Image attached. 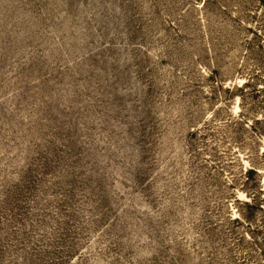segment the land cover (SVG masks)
I'll use <instances>...</instances> for the list:
<instances>
[{
  "label": "rangeland",
  "instance_id": "obj_1",
  "mask_svg": "<svg viewBox=\"0 0 264 264\" xmlns=\"http://www.w3.org/2000/svg\"><path fill=\"white\" fill-rule=\"evenodd\" d=\"M0 264H264V0H0Z\"/></svg>",
  "mask_w": 264,
  "mask_h": 264
}]
</instances>
